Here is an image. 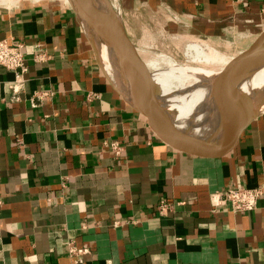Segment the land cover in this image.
I'll return each instance as SVG.
<instances>
[{
	"label": "crops",
	"instance_id": "0c3cea01",
	"mask_svg": "<svg viewBox=\"0 0 264 264\" xmlns=\"http://www.w3.org/2000/svg\"><path fill=\"white\" fill-rule=\"evenodd\" d=\"M119 1L127 16L158 9L194 31L264 27V0ZM0 39L29 53L18 99L15 72L0 67V264H264V198L247 212L212 198L264 186V110L227 153L191 155L114 89L68 2L0 4ZM37 41L45 61L32 58ZM70 240L88 249L80 263Z\"/></svg>",
	"mask_w": 264,
	"mask_h": 264
},
{
	"label": "water",
	"instance_id": "95a60500",
	"mask_svg": "<svg viewBox=\"0 0 264 264\" xmlns=\"http://www.w3.org/2000/svg\"><path fill=\"white\" fill-rule=\"evenodd\" d=\"M104 1L109 7V13L105 14L106 18L100 11L97 0H68V3L83 28L98 65L114 89L142 113L156 135L174 149L201 157L221 156L231 150L241 133L258 113H251V108L246 105L243 114L234 122L229 139L222 146L215 141H204L178 129L168 116L170 109L163 100L162 88L139 68L141 66L147 71L145 63L139 57L136 45L127 33L120 9L111 0ZM85 25L90 29V33L85 29ZM96 39L105 45L111 43L113 47L120 50L123 56L121 58L124 59L126 66V82L121 79V86L109 75L107 59L100 54ZM263 60L264 27L256 32L245 49L232 56L218 70L211 84V98L221 101L232 97L237 87L235 85L237 78L248 68Z\"/></svg>",
	"mask_w": 264,
	"mask_h": 264
},
{
	"label": "bare ground",
	"instance_id": "6f19581e",
	"mask_svg": "<svg viewBox=\"0 0 264 264\" xmlns=\"http://www.w3.org/2000/svg\"><path fill=\"white\" fill-rule=\"evenodd\" d=\"M97 5L105 17V14L109 13L107 3L104 0H97ZM85 29L90 33L88 26L85 25ZM97 46L102 57L107 59L109 75L121 86L122 80L125 81L126 66L124 59L121 58L120 50L113 47L111 43L105 45L99 40H97ZM190 49L195 51L194 54H191L193 60L204 64L215 65L227 60L224 54L208 44L194 43L189 46ZM154 58L156 62L142 60L147 71L141 66L139 68L162 88L163 100L170 109L168 116L173 124L193 137L209 142L215 141L221 146L229 139L233 130L232 126L243 114L246 105L251 108L253 114L264 110V60L248 68L237 78L235 83L237 87L232 97L219 101L216 98H211V84L219 72L213 67H205L203 63V66H180L177 64L175 67H177L178 73H181L180 78H183L184 81L193 80L192 83H188L186 88L179 89L172 83L170 79L172 77L169 78V71L160 70L158 68L159 61L156 57ZM149 63L152 68L157 67V70L152 71Z\"/></svg>",
	"mask_w": 264,
	"mask_h": 264
},
{
	"label": "rangeland",
	"instance_id": "374dc122",
	"mask_svg": "<svg viewBox=\"0 0 264 264\" xmlns=\"http://www.w3.org/2000/svg\"><path fill=\"white\" fill-rule=\"evenodd\" d=\"M16 1L21 0H0V4L9 5ZM64 1L68 2L67 0ZM111 2L119 8V0H111ZM123 12L124 10L121 11L123 22L129 37L137 47L139 57L142 60L154 62H156L154 58L156 57L157 61H159L158 68L163 71L168 70L169 75L165 73L169 78L172 77L170 78L172 83L177 85L179 89L186 88L188 83H192L193 80L184 81L183 78H180L181 76L179 75L181 73H178L175 66L177 64L180 66H203L204 64L193 60V55L191 54H194L195 51L193 49L189 50L191 44H208L216 51L224 54L228 62L232 56L249 45L257 32L255 29L260 26H254V22L249 24L236 22L227 28L217 26L211 32L206 30L194 31L193 26L189 24L190 22L186 23L177 17L168 16L163 11H158V9L157 11L152 9L145 10L142 15L129 14L127 16ZM226 61L215 65L206 63L204 65L205 67H213V69L218 71L227 63ZM149 66L151 69L152 65L150 63ZM156 68L153 67V70H151L155 71ZM172 74L174 76H171Z\"/></svg>",
	"mask_w": 264,
	"mask_h": 264
},
{
	"label": "built area",
	"instance_id": "2783aa9c",
	"mask_svg": "<svg viewBox=\"0 0 264 264\" xmlns=\"http://www.w3.org/2000/svg\"><path fill=\"white\" fill-rule=\"evenodd\" d=\"M25 41L18 39H0V67L13 70L16 74L15 82L11 83L14 90L13 99H18V91L22 87L25 78L24 73L29 70V53L25 50ZM32 58L35 62L45 61L49 58V54L41 41H37L34 46ZM50 95L49 91H36L33 95V102L43 100ZM111 147L120 153L122 146L118 141L111 142ZM215 205H226L236 212H247L254 210L258 206L261 198H264V186L258 187H227L212 193ZM1 202V198H0ZM174 203L165 199L161 200L158 205V212L165 215L172 211ZM70 256L76 263L83 261V255L87 252V248L79 247L73 240L68 243Z\"/></svg>",
	"mask_w": 264,
	"mask_h": 264
}]
</instances>
